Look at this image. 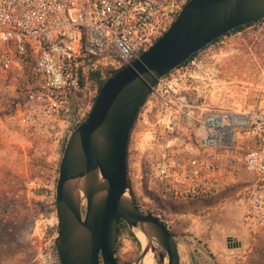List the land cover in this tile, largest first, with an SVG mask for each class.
I'll list each match as a JSON object with an SVG mask.
<instances>
[{
    "label": "built area",
    "instance_id": "1",
    "mask_svg": "<svg viewBox=\"0 0 264 264\" xmlns=\"http://www.w3.org/2000/svg\"><path fill=\"white\" fill-rule=\"evenodd\" d=\"M189 1L0 0V120L9 121L32 156L53 165L92 109L89 88L95 84L97 95L98 84L90 75L105 82L131 65ZM177 102L195 126L200 154L153 167L164 196L208 201L245 171L253 182L240 192L244 219L264 230V110L194 109L185 95Z\"/></svg>",
    "mask_w": 264,
    "mask_h": 264
},
{
    "label": "rangeland",
    "instance_id": "2",
    "mask_svg": "<svg viewBox=\"0 0 264 264\" xmlns=\"http://www.w3.org/2000/svg\"><path fill=\"white\" fill-rule=\"evenodd\" d=\"M187 65L167 75L140 109L128 144L130 188L139 208L174 235L181 264H264V230L247 226L239 202L243 187L253 182L245 171L237 185L208 201L165 197L151 175L160 163L200 154L195 126L176 110L178 97L187 96L194 109L264 110V21L225 35ZM95 90L93 84L92 107ZM32 155L9 121L0 120V264H60L56 188L63 154L53 165ZM86 208L85 202L83 215ZM142 252L141 242L123 225L115 254L119 263L135 264ZM160 252L159 247L156 264H169L168 257L161 263Z\"/></svg>",
    "mask_w": 264,
    "mask_h": 264
},
{
    "label": "water",
    "instance_id": "3",
    "mask_svg": "<svg viewBox=\"0 0 264 264\" xmlns=\"http://www.w3.org/2000/svg\"><path fill=\"white\" fill-rule=\"evenodd\" d=\"M264 21V0H190L167 32L131 65L107 79L87 117L69 137L56 188L60 264H120L121 222L155 242L161 263L181 264L179 244L166 224L143 212L128 180L130 134L160 80L216 40ZM86 200L85 215L82 202Z\"/></svg>",
    "mask_w": 264,
    "mask_h": 264
},
{
    "label": "bare ground",
    "instance_id": "4",
    "mask_svg": "<svg viewBox=\"0 0 264 264\" xmlns=\"http://www.w3.org/2000/svg\"><path fill=\"white\" fill-rule=\"evenodd\" d=\"M85 200L82 202V207L85 205ZM131 231L138 237L139 241L141 242L143 247H146L148 244L147 238L144 236V234L139 231L136 228H130ZM152 248H156L157 252L159 250L158 245L155 242H152L150 245ZM157 252H154L152 249H150L149 253L146 255V257L142 260L140 264H156V254Z\"/></svg>",
    "mask_w": 264,
    "mask_h": 264
},
{
    "label": "trees",
    "instance_id": "5",
    "mask_svg": "<svg viewBox=\"0 0 264 264\" xmlns=\"http://www.w3.org/2000/svg\"><path fill=\"white\" fill-rule=\"evenodd\" d=\"M256 23H258V22H254V23H251V24L246 25V26H241V27L235 29L234 31L228 33L227 35L232 34V33L240 32V31H242L243 29H245L246 27L252 26V25H254V24H256ZM223 37H224V36H223ZM221 38H222V37H221ZM221 38H220V39H221ZM220 39L216 40L214 43L218 42ZM214 43H213V44H214ZM198 53H199V52H198ZM198 53H196L194 56H192V57L190 58V60H192V59H193ZM190 60H189V61H190ZM189 61H186L184 64L188 63ZM184 64H183V65H184ZM97 77H98V74H97V73H92V74L90 75V79L93 81V83H97V84H98V91L100 92V90H101V88H102L104 82L99 81V80L97 79ZM96 98H97V97L94 98V102H95ZM127 153H128V152H127ZM123 225H126V224L122 221V222H121V225H120V229H121V227H122ZM172 235H173V234H172ZM135 236H136V235H135ZM173 236H174V235H173ZM136 237H137V236H136ZM137 239H138V237H137ZM138 240H139V239H138Z\"/></svg>",
    "mask_w": 264,
    "mask_h": 264
}]
</instances>
